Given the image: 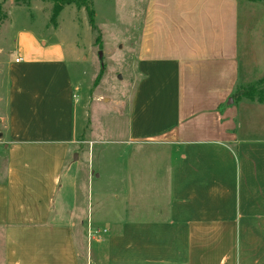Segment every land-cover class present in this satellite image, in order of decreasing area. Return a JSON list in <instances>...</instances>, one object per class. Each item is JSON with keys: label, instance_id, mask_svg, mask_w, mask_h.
<instances>
[{"label": "crops", "instance_id": "obj_1", "mask_svg": "<svg viewBox=\"0 0 264 264\" xmlns=\"http://www.w3.org/2000/svg\"><path fill=\"white\" fill-rule=\"evenodd\" d=\"M239 4L149 0L124 108L125 142L144 146L131 153L140 164L130 160L120 195L94 189L86 215L76 212L85 202L79 192L76 213L56 207L78 139L66 50L41 38L38 57L15 54L3 118L0 264H264V140L237 142V111L226 106L241 79ZM100 175L82 171L89 196ZM95 231L100 238L90 239Z\"/></svg>", "mask_w": 264, "mask_h": 264}, {"label": "rangeland", "instance_id": "obj_2", "mask_svg": "<svg viewBox=\"0 0 264 264\" xmlns=\"http://www.w3.org/2000/svg\"><path fill=\"white\" fill-rule=\"evenodd\" d=\"M89 2L100 33L92 30L84 7L67 5L56 16L55 4L51 1L0 0V176L6 159L2 142L8 138L3 119L8 110V64L17 53L27 58L38 57V49L45 48L41 38L49 45L61 44L66 50L74 87L78 130L77 143L72 146L56 200V207L66 216L78 211L86 215L89 199L96 198L94 189L102 188L109 196L114 192L120 195L124 188L118 183L128 180L125 168L130 160L136 166L140 164L135 153L144 147L125 142L128 110L124 108L135 89L138 72L134 53L149 0ZM239 3L241 79L237 90L227 99V103L232 100L231 105L226 103V106L237 111L233 129L237 142L264 140V0H239ZM99 35L101 44L97 43ZM31 37L37 42L28 41L31 46L26 48L24 41ZM14 40H18V48L13 46ZM50 50L53 52V48L47 50L51 55ZM89 170L101 174L95 179L91 196L81 176L82 171ZM78 192L85 197V202L73 212ZM110 216L123 219L130 215Z\"/></svg>", "mask_w": 264, "mask_h": 264}, {"label": "trees", "instance_id": "obj_3", "mask_svg": "<svg viewBox=\"0 0 264 264\" xmlns=\"http://www.w3.org/2000/svg\"><path fill=\"white\" fill-rule=\"evenodd\" d=\"M16 2H22V1H28V0H14ZM45 1H51L55 4L54 7V14L57 16L59 12L63 9L64 6L67 5H76L78 7H84L89 15V22L90 26L93 31L100 33V30L96 24L95 20V12L89 2V0H45ZM247 1H255V0H247ZM97 43L101 44V36L99 35L97 38Z\"/></svg>", "mask_w": 264, "mask_h": 264}, {"label": "built area", "instance_id": "obj_4", "mask_svg": "<svg viewBox=\"0 0 264 264\" xmlns=\"http://www.w3.org/2000/svg\"><path fill=\"white\" fill-rule=\"evenodd\" d=\"M16 62H19V60L17 59ZM98 234H99L98 231L90 232V234H89V238H90V239L100 238V236H99Z\"/></svg>", "mask_w": 264, "mask_h": 264}, {"label": "water", "instance_id": "obj_5", "mask_svg": "<svg viewBox=\"0 0 264 264\" xmlns=\"http://www.w3.org/2000/svg\"><path fill=\"white\" fill-rule=\"evenodd\" d=\"M100 60L102 61V66H103V53L100 52ZM232 103V100L230 101ZM78 159V155H75V160Z\"/></svg>", "mask_w": 264, "mask_h": 264}]
</instances>
